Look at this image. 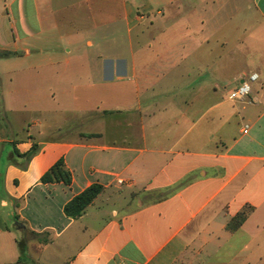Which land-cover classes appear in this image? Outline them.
I'll use <instances>...</instances> for the list:
<instances>
[{"label":"crops","instance_id":"crops-1","mask_svg":"<svg viewBox=\"0 0 264 264\" xmlns=\"http://www.w3.org/2000/svg\"><path fill=\"white\" fill-rule=\"evenodd\" d=\"M259 23L264 0H0V77L55 87L47 100L67 101L72 119L0 130L4 149L39 148L29 162L1 161L0 264H26L29 240L62 238L99 201L112 217L74 234L64 264H264ZM251 74L245 101L223 96ZM2 98L14 112L12 93ZM60 160L71 184L43 183ZM96 183L104 190L85 215L67 217Z\"/></svg>","mask_w":264,"mask_h":264},{"label":"rangeland","instance_id":"rangeland-1","mask_svg":"<svg viewBox=\"0 0 264 264\" xmlns=\"http://www.w3.org/2000/svg\"><path fill=\"white\" fill-rule=\"evenodd\" d=\"M263 25L259 23L257 33L264 30ZM123 32V31H122ZM120 40L115 44H102L101 49H113L119 46ZM123 45V43H121ZM8 64L7 66H10ZM255 68V66H251ZM34 73V72H33ZM55 87H49L45 85H25L23 81V74H15L13 76L3 75L0 77V130L2 128L13 127L14 130H18L19 127L31 128L32 133L41 131L44 128L56 124H72V119L67 117V113L63 108H70L69 103L65 100H59L58 102L48 101L50 89ZM63 88L65 94L70 93L71 86L67 83ZM109 86H105L104 89L108 90ZM223 96L227 98L235 90V84H225L223 87ZM103 89L99 85L96 88ZM12 93L16 99V105L14 112L5 110L3 104L2 94ZM85 116V115H84ZM83 116V117H84ZM87 116V115H86ZM85 116V117H86ZM62 117V119H60ZM35 122L39 127L32 128L30 124ZM40 122H43V127H40ZM11 135V133L6 132ZM47 134L43 135L46 136ZM60 136V134H55ZM3 147L0 145V150ZM5 160V159H4ZM113 206L106 205V203L99 201L98 204L91 210L89 216L85 220H80L76 223V226L71 229L65 236L60 239H56L53 234H47L44 237L37 239L36 241L29 240L26 244V264H64L65 261L78 250V244L71 245V237L76 233H81L86 226L91 231H95L101 224L105 225L107 220L112 217ZM80 237L82 236L79 234ZM84 239L88 237V233L84 235ZM79 242H83L81 239ZM43 248V249H40Z\"/></svg>","mask_w":264,"mask_h":264},{"label":"trees","instance_id":"trees-1","mask_svg":"<svg viewBox=\"0 0 264 264\" xmlns=\"http://www.w3.org/2000/svg\"><path fill=\"white\" fill-rule=\"evenodd\" d=\"M9 56L7 53H1L0 57ZM108 113V112H107ZM94 136V135H90ZM39 148L34 145L27 153L21 154L17 149H2L0 152V176L3 175V167L1 166L2 159H7L9 156H17L25 158L29 162L37 153ZM2 167V168H1ZM43 183H55L64 182L66 185H70L72 182L71 173L65 168L63 160L58 161L51 169L43 176ZM104 187L98 183L91 185L79 195L75 196L70 202H68L64 208V213L67 217L78 220L85 215L87 208L95 201V199L103 192ZM246 212L238 214L229 223V229L235 230L246 220ZM23 262V260L21 261ZM26 263V260H25ZM66 264H70L67 262Z\"/></svg>","mask_w":264,"mask_h":264},{"label":"built area","instance_id":"built-area-1","mask_svg":"<svg viewBox=\"0 0 264 264\" xmlns=\"http://www.w3.org/2000/svg\"><path fill=\"white\" fill-rule=\"evenodd\" d=\"M258 78V74H251L247 76V80L246 76H243L240 87L230 95V99L233 101H245V99L252 93V87L250 83L257 81ZM120 183L124 184L123 181H120Z\"/></svg>","mask_w":264,"mask_h":264},{"label":"water","instance_id":"water-1","mask_svg":"<svg viewBox=\"0 0 264 264\" xmlns=\"http://www.w3.org/2000/svg\"><path fill=\"white\" fill-rule=\"evenodd\" d=\"M18 227L24 229L23 225L18 223Z\"/></svg>","mask_w":264,"mask_h":264}]
</instances>
